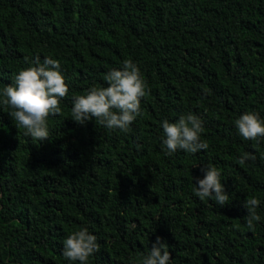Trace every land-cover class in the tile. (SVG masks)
<instances>
[{
	"label": "trees",
	"instance_id": "obj_1",
	"mask_svg": "<svg viewBox=\"0 0 264 264\" xmlns=\"http://www.w3.org/2000/svg\"><path fill=\"white\" fill-rule=\"evenodd\" d=\"M36 57L60 62L69 92L41 142L0 104V264H74L63 243L81 228L99 244L89 264H132L157 237L171 264H264V138L234 123L264 119V0H0V100ZM128 59L147 85L128 131L71 119L73 98ZM186 113L208 148L168 155L161 124ZM209 165L225 206L194 194Z\"/></svg>",
	"mask_w": 264,
	"mask_h": 264
},
{
	"label": "clouds",
	"instance_id": "obj_2",
	"mask_svg": "<svg viewBox=\"0 0 264 264\" xmlns=\"http://www.w3.org/2000/svg\"><path fill=\"white\" fill-rule=\"evenodd\" d=\"M32 64L19 71L13 77V83L3 88L0 104L12 109L9 114L18 129H25V135L41 142L49 139V117L62 114L60 103L67 96L69 88L58 60L45 57L41 64L40 58L36 57ZM104 79L107 87L93 86L85 94L73 98L71 119L84 124L94 118L106 129L127 132L141 115V99L147 94L146 82L131 59L123 62L122 70H110ZM234 123L245 140L264 138V119L259 114L247 112ZM161 127L164 132L163 148L168 155L178 150L195 155L208 148V144L201 140L203 122L196 115L181 114L174 123L164 120ZM254 158L245 153L239 163L243 165ZM202 172L203 178L195 183V196L202 201L207 198L217 205H227L229 195L221 182L220 172L211 165L204 167ZM259 204L258 199L249 198L243 205L247 209L245 220L249 229H254L255 222L260 220L256 212ZM97 251V237L90 234L87 228L73 231L63 243L64 258L74 264H89L90 257ZM171 261L168 244L157 237L148 253L134 259L132 264H171Z\"/></svg>",
	"mask_w": 264,
	"mask_h": 264
}]
</instances>
